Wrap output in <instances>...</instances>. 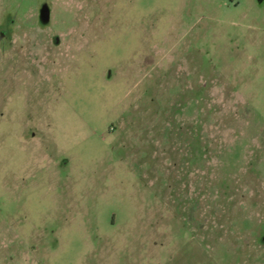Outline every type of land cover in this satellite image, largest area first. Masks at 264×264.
<instances>
[{
    "label": "rangeland",
    "instance_id": "rangeland-1",
    "mask_svg": "<svg viewBox=\"0 0 264 264\" xmlns=\"http://www.w3.org/2000/svg\"><path fill=\"white\" fill-rule=\"evenodd\" d=\"M0 264H264V0H0Z\"/></svg>",
    "mask_w": 264,
    "mask_h": 264
}]
</instances>
